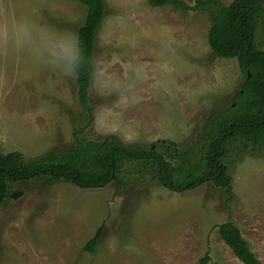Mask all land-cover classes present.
Wrapping results in <instances>:
<instances>
[{
  "label": "rangeland",
  "instance_id": "374dc122",
  "mask_svg": "<svg viewBox=\"0 0 264 264\" xmlns=\"http://www.w3.org/2000/svg\"><path fill=\"white\" fill-rule=\"evenodd\" d=\"M194 5V0H181ZM228 5L232 0H220ZM89 86L86 140L179 150L195 144L210 111L224 108L243 75L235 58L213 57L203 9L104 0ZM86 8L77 0H0V150L26 160L63 151L84 126L71 62ZM264 48V21L255 31ZM228 197L203 184L175 192L126 162L124 184L79 188L46 177L11 183L0 206V264H243L220 238L228 218L264 264V148L224 159ZM102 226L95 253L86 243Z\"/></svg>",
  "mask_w": 264,
  "mask_h": 264
},
{
  "label": "trees",
  "instance_id": "16d2710c",
  "mask_svg": "<svg viewBox=\"0 0 264 264\" xmlns=\"http://www.w3.org/2000/svg\"><path fill=\"white\" fill-rule=\"evenodd\" d=\"M77 1L85 6L86 15L77 28V51L71 66L78 104L87 123L74 130L73 143L63 151L26 160L18 151L0 150V206L10 199L11 183L34 177H46L48 183L64 181L84 189L104 187L112 182L121 187L124 164L135 161L137 171L151 173L175 192L213 184L230 197L231 175L224 159L232 145L237 152L247 147L253 151L264 148V48L255 41L256 28L264 21V0H232L228 5L220 0H194L192 6L181 0H148L151 7L171 5L185 10H205L210 22L207 43L211 55L235 58L243 75L230 103L210 111L195 144L187 150H179L174 142L166 144L164 140L156 148L126 145L111 134L96 140L78 136L93 116L89 86L94 73V41L107 8L104 0ZM101 231L102 226L85 245L91 254L95 253ZM217 231L243 264H261L231 219L217 225ZM208 259L206 253L197 264H206Z\"/></svg>",
  "mask_w": 264,
  "mask_h": 264
},
{
  "label": "water",
  "instance_id": "95a60500",
  "mask_svg": "<svg viewBox=\"0 0 264 264\" xmlns=\"http://www.w3.org/2000/svg\"><path fill=\"white\" fill-rule=\"evenodd\" d=\"M169 185L170 186L172 185V182L171 181H169ZM21 193H22L21 191H17V190L16 191H13V192H11L10 197L16 198L17 196L21 195Z\"/></svg>",
  "mask_w": 264,
  "mask_h": 264
}]
</instances>
